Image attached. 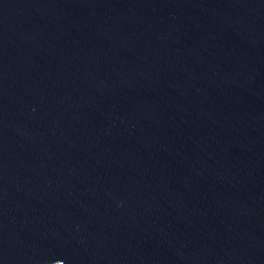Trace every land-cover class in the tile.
<instances>
[{
  "label": "water",
  "instance_id": "1",
  "mask_svg": "<svg viewBox=\"0 0 264 264\" xmlns=\"http://www.w3.org/2000/svg\"><path fill=\"white\" fill-rule=\"evenodd\" d=\"M0 264H264V0H0Z\"/></svg>",
  "mask_w": 264,
  "mask_h": 264
}]
</instances>
